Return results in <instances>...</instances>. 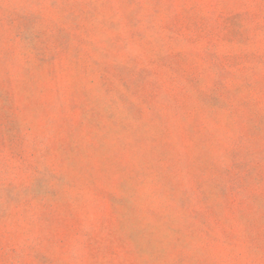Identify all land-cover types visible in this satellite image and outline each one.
Wrapping results in <instances>:
<instances>
[{
	"label": "rangeland",
	"instance_id": "rangeland-1",
	"mask_svg": "<svg viewBox=\"0 0 264 264\" xmlns=\"http://www.w3.org/2000/svg\"><path fill=\"white\" fill-rule=\"evenodd\" d=\"M0 264H264V0H0Z\"/></svg>",
	"mask_w": 264,
	"mask_h": 264
}]
</instances>
